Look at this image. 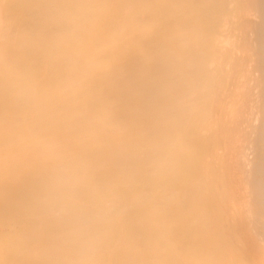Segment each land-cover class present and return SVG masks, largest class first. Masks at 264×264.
I'll list each match as a JSON object with an SVG mask.
<instances>
[{
	"label": "bare ground",
	"instance_id": "6f19581e",
	"mask_svg": "<svg viewBox=\"0 0 264 264\" xmlns=\"http://www.w3.org/2000/svg\"><path fill=\"white\" fill-rule=\"evenodd\" d=\"M61 2L53 34L3 41L37 120L0 133V242L38 264H264V101L251 183L240 164L264 0Z\"/></svg>",
	"mask_w": 264,
	"mask_h": 264
},
{
	"label": "rangeland",
	"instance_id": "374dc122",
	"mask_svg": "<svg viewBox=\"0 0 264 264\" xmlns=\"http://www.w3.org/2000/svg\"><path fill=\"white\" fill-rule=\"evenodd\" d=\"M23 1V2H22ZM42 0H0V65H1V67H0V77L2 76V74H3V77H2V80L3 81H1V78H0V96L2 95L5 99H7L8 97V99L7 100H9L8 102H7V100L5 101L4 100V98L3 97H0V125H3V126H1L0 128H1V130H0V133H2V132H15L17 129H18V131L20 130V131H28V129L30 130V128L32 129L33 128V126L36 124H34V122L37 120L36 118H37V115H36V113L34 112V111H32V109H31V106H30V103L28 102L27 104H20L21 102H20V91H19V87L17 86L18 85V83H17V81H16V79H15V70L14 71H12L13 69H15V67L17 66V64H16V52H13L12 50H10L11 51V53H10V51L8 50V49H3V46H4V43H3V41H5V40H7V39H19V38H30V37H37V35H38V37L40 36V37H44V36H48V35H50L49 33H51V34H53V31L52 30H55V28H56V26L58 27V26H61V24H62V19H63V9L61 8V6H62V2H61V0H59L58 1V3H54L53 2V0H50L49 2H48V0H43V2H41ZM46 1H47V4H46ZM55 4H53L52 2ZM38 2V3H37ZM42 3V5H40V4ZM49 3V4H48ZM50 3L52 4L51 5V7H50ZM19 4V5H18ZM39 4V5H38ZM58 4H61V6L60 5H58ZM46 5H48V6H46ZM32 7V8H28V7ZM33 6H35V7H33ZM60 6V7H59ZM44 9H43V8ZM50 7V8H49ZM56 7H58V8H56ZM22 8H24V9H22ZM28 8V9H27ZM37 8V9H36ZM40 8H41V11H40ZM49 8V12H48V9ZM54 8H56L55 10H53ZM61 8V9H60ZM25 9H27V11H25ZM57 9H58V11H57ZM18 10V11H17ZM31 10V11H30ZM33 10H35V11H33ZM30 11V12H29ZM37 11V12H36ZM43 11V12H42ZM56 13H55V12ZM56 14V15H58V16H56V15H54V13ZM61 12V13H60ZM21 13H23V14H21ZM24 13H26L29 17H31L32 16V14H33V16L31 17V18H29L26 14H24ZM34 13L36 14V16L34 15ZM41 14L40 16L38 15V14ZM60 13V14H59ZM62 14V15H61ZM18 15V16H17ZM20 15V16H19ZM26 15V16H25ZM47 15V16H46ZM51 15H52V17H54V16H56V17H54L55 19L54 20H52L53 18L51 17ZM22 16V17H21ZM44 16V17H43ZM15 17V18H14ZM34 17L37 19V17H38V19H37V21H36V19L34 20ZM47 17V18H46ZM49 17H51L50 19H51V21H50V19H48ZM13 18V19H12ZM19 18V19H18ZM24 18L26 19V21H23L24 20ZM40 18V19H39ZM43 18H44V20H45V22H44V20H43ZM57 18H59V19H57ZM255 18V19H254ZM256 18H257V20H256ZM259 18V19H258ZM32 19V20H31ZM48 19V20H47ZM256 20V21H254V20ZM253 19H252V21H253V24L255 23H257L256 25H259L260 24V21L262 22V19H261V17L260 16H254L253 17ZM261 19V20H260ZM14 20V21H13ZM18 20V21H17ZM31 20V21H30ZM61 21L60 23L61 24H59L58 22L59 21ZM36 21V22H35ZM41 21H43V22H41ZM52 21H54V24L52 23ZM57 21V23H55ZM258 21V22H257ZM22 22V23H21ZM30 22V24H28ZM38 22V23H37ZM47 22V23H46ZM48 22L49 23H51V24H48ZM19 23V24H18ZM43 24V23H45V24H47V25H39V24ZM55 24H57L56 26H55ZM254 24V25H255ZM19 25V26H18ZM37 25L40 27V29H38L39 27H37ZM24 26H25V28H28L27 30L26 29H24ZM31 26V27H30ZM36 26V27H35ZM42 26V27H41ZM47 26H49V28H47ZM18 27V28H17ZM46 27V28H45ZM16 28V29H15ZM42 28V29H41ZM52 28V29H51ZM32 29V30H31ZM23 30H24V32H23ZM46 30H49V31H46ZM50 30H51V32H50ZM46 31V32H45ZM31 34H30V33ZM34 32V33H33ZM40 32V33H39ZM41 32L43 33V34H41ZM48 32V33H47ZM15 33V34H14ZM24 33V34H23ZM46 34V35H45ZM43 35V36H42ZM12 36V37H11ZM253 36V35H252ZM254 37V36H253ZM253 37H252V39H253ZM255 43V42H254ZM5 53V54H4ZM16 56V57H15ZM6 60V61H5ZM9 61V62H8ZM10 63V64H9ZM12 63V64H11ZM6 65H7V67H6ZM9 65V66H8ZM11 65V66H10ZM253 66V67H252ZM255 66H258V67H255ZM252 67V68H251ZM255 67V68H254ZM3 68V69H2ZM9 68H11V69H9ZM256 69V70H254V69ZM258 68V69H257ZM263 68V66H262V64L261 63H255V65H251L250 67H249V72L250 73H252L251 75H252V83H249V85L250 86H248V87H246V89L248 90V92L255 98V101L257 102V104H256V102H255V105H254V107L255 108H253V109H251V111H249V113H248V109H243V110H241V112H242V116H243V114L245 115L244 117H246L247 115L246 114H248L249 116H251V117H247L248 118V120L247 121H245L246 123H248V124H250V126H248L247 127V125L248 124H246L245 122L243 123V126H242V129H243V127H244V129H246L247 130V132H250L251 133V137L252 138H250V141H248L247 143H245L244 144V148L245 149H247L248 151H245V150H243L244 151V153H243V157H241V158H243L244 160H242V159H240L241 160V162H240V164L243 166L244 165V170L246 171H244V177L247 175H249L251 172L252 173H254L255 172V165H256V163H257V159L255 158L256 156H258V154H259V151H260V149H259V147H258V143H257V137H255V136H257L256 134H255V132L253 133L252 132V129L254 128L255 129V126L257 127V124L256 123H258L259 124V121H258V119H255V121H254V117L256 118H258L259 117V114H257V113H259V108H260V106H262V104H261V102H263L264 101V98H263V95H260L262 92V90L260 89V87L258 86L259 84H258V82H259V80L258 81H256L255 80V78H253V77H256L257 78V76H258V78L257 79H261V77H262V75H263V70L264 69H262ZM8 69V70H7ZM6 70V71H5ZM12 71V72H11ZM261 71V73H262V75L260 76V72ZM10 72V73H9ZM14 72V73H13ZM5 73V74H4ZM258 73V74H257ZM254 74H257V75H254ZM6 75V76H5ZM12 76H13V78H12ZM12 79H11V78ZM260 77V78H259ZM254 80V81H253ZM4 82H5V85H4ZM12 82L14 83L13 85H12ZM255 82V83H254ZM257 82V83H256ZM10 83V84H9ZM9 84V85H8ZM30 85V83H28V85L27 86H29ZM253 85V86H252ZM258 86V87H257ZM256 89H255V88ZM5 89H7V92L5 91ZM27 89V88H26ZM245 89V90H246ZM251 89H252V91H251ZM255 91H257L258 89L260 90H258V92H256V94H255V92H254V90ZM4 92H3V91ZM246 90V91H247ZM12 91V93H9V92H11ZM13 91H15V92H13ZM19 91V92H18ZM2 93V94H1ZM5 93V94H4ZM8 95H7V94ZM14 93H18L17 95H15ZM10 94V95H9ZM15 96H14V95ZM259 94V95H258ZM19 95V96H18ZM254 95H258L257 96V98H256V96H254ZM7 96V97H6ZM10 96H11V98H12V100H11V98H10ZM19 98H17V97ZM16 98V99H18V101H15L16 99H14V98ZM2 98V99H1ZM261 98V99H260ZM25 99H27V98H25ZM3 100H4V103H3ZM258 101H260V102H258ZM7 102V103H6ZM20 102V103H19ZM25 102H27V101H25ZM260 103V104H259ZM10 106V105H12V107L10 106H8V105ZM17 104H19V105H17ZM3 105V106H2ZM8 106V108H7V106ZM28 105V106H27ZM14 106V107H13ZM3 107V109H1ZM6 109H5V108ZM22 108V110L20 109V108ZM27 107H29V109H27ZM11 108H15V109H11ZM20 109V110H19ZM31 109V110H30ZM254 109H255V111H254ZM258 109V110H257ZM2 110H4V112L3 113H5V115L2 113ZM11 110V111H10ZM12 110H15V111H12ZM7 111V112H6ZM28 111H30V113L28 112ZM255 112V113H254ZM257 112V113H256ZM7 113V114H6ZM9 113V114H8ZM12 113H13V115H12ZM250 113H253V115H251ZM27 114H29L28 116H27ZM256 114L258 115V116H256ZM7 115V116H6ZM20 115V116H19ZM10 116V117H9ZM19 118L18 119V121H20V122H18V121H16V119L14 120L13 118ZM6 118V119H5ZM10 118V119H9ZM249 118L251 119L252 118V122H251V120H249ZM3 119H5V120H3ZM10 121H9V120ZM36 119V120H35ZM24 120H26V121H24ZM14 121V122H13ZM249 121H250V123H249ZM6 123V122H8V124H9V126L11 127L13 124V127L14 126H16L15 124H17V126L15 127V128H10L8 125H7V123L5 124V126H4V123ZM10 122V123H9ZM32 123H33V125H32ZM24 124V125H23ZM245 124V125H244ZM23 126V129H22V126ZM253 127H252V126ZM20 126H21V128H20ZM2 127H4V128H2ZM30 127V128H29ZM252 129H251V128ZM26 128V129H25ZM36 129H39V128H37V127H35ZM248 128V129H247ZM9 129V130H8ZM14 129V131H12ZM40 129H42V127L40 128ZM243 129V130H244ZM246 130H244V131H246ZM253 135H254V137H253ZM256 138V139H255ZM252 141H253V143H252ZM255 141V142H254ZM250 142V143H249ZM255 143H256V145H255ZM250 145V146H249ZM256 147H255V146ZM251 146H252V148H251ZM255 148H256V150H255ZM251 149V153L249 152V150ZM255 151V152H254ZM257 152V153H256ZM254 154H256V155H254ZM251 157H250V156ZM244 156H248V157H250V158H247V157H244ZM253 158V159H252ZM246 160V161H245ZM248 160V161H247ZM244 161V162H243ZM252 161V162H251ZM254 161H256V162H254ZM248 163V164H246V165H248V168L246 167V165L245 164H243V163ZM251 163H253V164H251ZM252 165V166H251ZM248 170H251V171H247V169ZM253 169V171H252V169ZM248 173V174H247ZM252 173L248 176L249 177V179L247 178V176L245 177V182L246 183H248V182H250L251 180H252V176H254V174L252 175ZM251 176V177H250ZM246 178H247V180H246ZM251 183V182H250ZM251 193H250V191H249V194H248V196H247V198L249 199L248 201L249 202H253V201H251L250 200V198L251 199H253V197L250 195ZM258 213H257V212ZM260 210H255L254 211V215H255V219H257V221H260V220H262L263 218H262V216H263V214L261 213V211L259 212ZM258 214V215H257ZM260 214V215H259ZM261 214H262V216H261ZM253 215V216H254ZM258 216V217H257ZM260 219V220H259ZM257 231H260V229L258 230H256V232ZM258 234L257 235H260L259 234V232H257ZM260 233H261V240L263 241V239H264V233H263V230H262V232L260 231ZM260 236H258L259 238H260ZM2 242H0V244H1ZM13 243H2L0 246H1V248H0V264H3L4 262H5V264H38V261L35 259V257L32 255V256H30L31 254H28V252H26V253H21V255H20V253L18 252V251H16V250H19V249H25V250H30L29 248L31 247L29 244H26V245H17V246H15L14 247V245L15 244H13ZM262 245H263V247H264V241L262 242ZM5 246H6V248H5ZM13 246V247H12ZM19 246V247H18ZM23 246V247H22ZM2 247H4V248H2ZM21 247V248H20ZM33 247V246H32ZM31 247V249H33ZM1 249H2V251H5L4 253L1 251ZM6 249V250H5ZM13 249H15V250H13ZM9 250H10V252H9ZM14 252V253H13ZM17 252V253H16ZM2 253V254H1ZM5 254V255H4ZM13 254V255H12ZM24 254H26V255H24ZM17 255V256H16ZM33 257V258H32ZM19 258V259H18ZM22 258V259H21ZM26 258V259H25ZM2 259V260H1ZM33 259V260H32ZM10 260V261H9ZM21 260V261H20ZM30 260V261H29ZM6 261L8 262V263H6ZM33 261V262H32Z\"/></svg>",
	"mask_w": 264,
	"mask_h": 264
}]
</instances>
